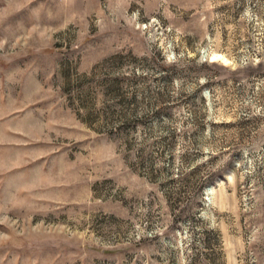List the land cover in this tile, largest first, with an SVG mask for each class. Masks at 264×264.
<instances>
[{
    "label": "rangeland",
    "instance_id": "obj_1",
    "mask_svg": "<svg viewBox=\"0 0 264 264\" xmlns=\"http://www.w3.org/2000/svg\"><path fill=\"white\" fill-rule=\"evenodd\" d=\"M0 264H264V0H0Z\"/></svg>",
    "mask_w": 264,
    "mask_h": 264
}]
</instances>
